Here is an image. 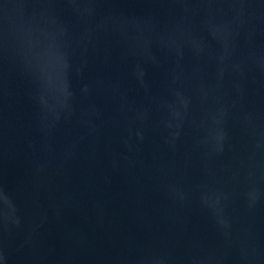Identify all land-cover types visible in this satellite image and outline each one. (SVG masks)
<instances>
[{
    "label": "water",
    "instance_id": "95a60500",
    "mask_svg": "<svg viewBox=\"0 0 264 264\" xmlns=\"http://www.w3.org/2000/svg\"><path fill=\"white\" fill-rule=\"evenodd\" d=\"M0 264H264V0H0Z\"/></svg>",
    "mask_w": 264,
    "mask_h": 264
}]
</instances>
